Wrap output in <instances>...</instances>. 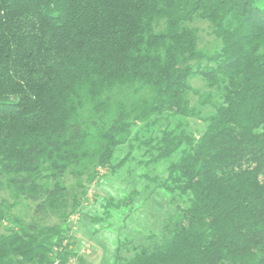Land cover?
I'll return each mask as SVG.
<instances>
[{"label":"trees","instance_id":"1","mask_svg":"<svg viewBox=\"0 0 264 264\" xmlns=\"http://www.w3.org/2000/svg\"><path fill=\"white\" fill-rule=\"evenodd\" d=\"M98 168L136 180L99 203L100 227L133 215L137 184L172 206L141 241L118 233L111 264H264V8L0 0V264H90L69 220Z\"/></svg>","mask_w":264,"mask_h":264},{"label":"rangeland","instance_id":"2","mask_svg":"<svg viewBox=\"0 0 264 264\" xmlns=\"http://www.w3.org/2000/svg\"><path fill=\"white\" fill-rule=\"evenodd\" d=\"M258 7L264 8V0H254ZM195 26L198 30V43L201 48L212 50L215 45L213 36L209 32V28L206 22H197ZM193 87H201L202 81L198 78L191 80ZM190 125L195 128H199L201 122L197 119H190ZM98 177L94 180L87 192V201L82 205L81 212H78L77 218L70 217V241L73 242L72 247L77 251L81 250L83 244H90L89 253H79L90 264H111L114 261L113 251L115 247V240L118 233L121 236L129 234L135 237V241H141V236L144 233L146 227L151 225L157 226L160 218L165 212L171 210L172 206L164 198L162 192H154L151 197L146 198L148 190L145 189L144 184H137L140 192L134 199V212L133 215L123 221L122 217H114L111 220V226L109 228H102L99 224L94 223L90 216L97 213L99 209V203L108 196L120 197V191L124 192L127 188L135 186L136 180L132 176H127L126 181L123 183L116 177L111 176L105 169L98 168ZM121 176H125L123 169L119 170ZM135 182H134V181ZM122 195V194H121ZM34 209V203L27 200H20L12 207L11 212L17 216H21L26 220L32 217ZM125 208L121 209V213H125ZM114 220V221H113ZM55 218H50L49 222H55ZM114 222V223H113ZM0 231H3L4 225L7 223L2 221ZM139 228L141 232H134V228ZM143 230V231H142ZM133 233V234H132ZM70 245V246H71ZM125 253V252H124ZM123 253V254H124ZM76 262V261H75Z\"/></svg>","mask_w":264,"mask_h":264},{"label":"built area","instance_id":"3","mask_svg":"<svg viewBox=\"0 0 264 264\" xmlns=\"http://www.w3.org/2000/svg\"><path fill=\"white\" fill-rule=\"evenodd\" d=\"M73 216L75 218H77L78 214H74ZM89 248H90V244L89 243L83 244V246L81 247V250L79 251V253H89L90 252ZM75 261H76L75 259H70L68 264H75Z\"/></svg>","mask_w":264,"mask_h":264}]
</instances>
